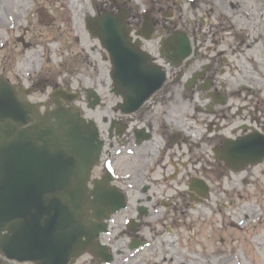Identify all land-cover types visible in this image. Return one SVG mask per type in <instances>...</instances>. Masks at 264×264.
Listing matches in <instances>:
<instances>
[{
    "label": "rangeland",
    "instance_id": "obj_1",
    "mask_svg": "<svg viewBox=\"0 0 264 264\" xmlns=\"http://www.w3.org/2000/svg\"><path fill=\"white\" fill-rule=\"evenodd\" d=\"M114 2L0 0V11L5 15L0 22V74L16 86L31 89V101L46 103L42 112L53 109L52 94L61 90L76 95L71 103L63 101V105H76L86 117L91 116L92 110L87 108L85 100L86 90L93 89L101 96L108 93L111 63L99 41L91 39L87 19L99 17L103 11L118 15L124 9L130 15L128 24L132 26L133 20L140 27L141 15L149 10L157 25L156 37L152 41L147 39L146 48L159 59L158 64L165 62L157 54V43L161 39L171 41L176 32L185 34L192 49H198L196 57L191 55L187 59L188 66L178 68L183 75L174 83H185L193 73L212 64L213 55L217 58L216 66L219 60L227 59L219 68L223 72L217 74L218 79L250 85L255 81L262 92L254 104L259 102L260 118L264 121V0ZM6 9L10 12L7 18ZM42 11L48 15L47 19L41 17ZM251 26L255 27L252 38L243 42L235 33L249 31ZM254 34L261 39L251 45L257 38H253ZM190 92H186L188 97ZM167 95L165 100H173L163 111L180 120L186 118V135L197 133L198 127L189 124V119L195 115L192 104L200 98L186 102L170 97V91ZM238 100H232L231 104L235 106ZM204 101L210 102L206 97ZM152 105L159 108L156 102ZM94 111L100 115L105 109L98 106ZM260 128L264 130V126ZM196 144L194 139L187 141V146ZM206 149L202 146L191 161L190 154L185 155L188 173L194 171L195 176L212 187L209 197L204 198L205 207L199 205L189 210L185 224L173 229L171 235L166 232L156 235L157 229L140 232L145 239L156 243L139 251L129 250L125 245L127 236L114 228L111 236L116 240L111 249L115 258L110 264H264V160L237 170L205 161L194 165L209 155ZM176 151L172 152L181 156ZM90 261L88 255H82L75 264H90Z\"/></svg>",
    "mask_w": 264,
    "mask_h": 264
},
{
    "label": "water",
    "instance_id": "obj_2",
    "mask_svg": "<svg viewBox=\"0 0 264 264\" xmlns=\"http://www.w3.org/2000/svg\"><path fill=\"white\" fill-rule=\"evenodd\" d=\"M123 20L124 15L112 18L104 14L94 30L109 50L114 83L124 87L155 83V87L147 84L153 90L164 81V73L147 62L145 52L135 51L128 43L130 29H125ZM177 49L175 55L180 59L190 53L183 37ZM28 93L0 74V252L18 262L73 264L89 249L90 241L106 232L103 222L88 226L89 208L94 209L96 218H104L109 213H102L101 208L115 204L118 210L125 200L122 194L113 196L109 190L100 194V206L87 200V180L102 144L96 126L78 122L57 101L55 110L41 114L42 102L26 101L25 106L19 99ZM33 113L41 119L31 121ZM44 117L55 119L45 122ZM254 150L250 148L251 155L233 156L257 164L264 157V146ZM95 246L102 250L99 254L105 253L98 242Z\"/></svg>",
    "mask_w": 264,
    "mask_h": 264
},
{
    "label": "flooded vegetation",
    "instance_id": "obj_3",
    "mask_svg": "<svg viewBox=\"0 0 264 264\" xmlns=\"http://www.w3.org/2000/svg\"><path fill=\"white\" fill-rule=\"evenodd\" d=\"M132 24L134 30L140 28L138 23H133V20ZM251 28L249 31H238L235 34L242 37L244 42L252 38L255 27L251 26ZM253 38L255 41L251 45L256 44L261 36L254 34ZM148 45L149 40L142 39L141 46L146 48ZM247 46L249 45H245ZM197 51L198 49H195L192 56L196 57ZM159 57L162 55L159 54ZM162 59L169 79L167 78L165 83H162L160 88L137 109L132 112L121 111L118 103L122 102L123 98L113 92L111 85L107 98L112 99V105L108 106L105 103L100 105L105 109L100 115L95 113L96 108L91 109V116L87 118L96 122L100 138L104 142L100 161L91 172L88 187L93 192L98 185L97 181H106L109 184L106 183L108 189L116 190L125 196V208L112 216L109 226H115L120 234L127 236L125 245L128 248L138 243V251L156 243L145 239L140 232L157 229L159 231L156 235L163 232L171 235L173 229L185 224L188 211L197 209L205 201L204 198L209 197L212 192L211 185H207L208 183L195 176L194 171L188 173L186 168L189 163L187 164L185 160L187 153L190 154L191 161L200 148L206 146L209 155H206L204 160L201 158L195 161L194 165L205 161L227 169L234 161L225 156L230 146L235 149L232 142L241 137L250 138L255 132L264 135V130L260 128L264 126V121L260 118L259 102L254 104L262 90L255 81L250 85V83H228L227 80L218 79L217 74L223 72L219 68L228 62L227 59L223 58V62L219 60L216 66L217 58L213 55L212 64H206L195 72L197 77L192 83H187L188 79L185 83H174L183 75L178 68L188 66L189 60H184L183 64L175 66L169 58L162 57ZM155 60L159 59L155 57ZM201 71L205 75L202 79ZM195 82H199V85L194 84ZM169 91L170 97L175 96L186 102L195 97L203 102H205L204 97L210 100L202 104L199 100L192 104L195 115L189 119V124L199 129L194 133V137H187L183 130L186 118L180 120L168 115L166 110L163 111V108L173 100L170 97L169 100H165ZM188 91H191L190 97L186 95ZM135 95L140 96V94ZM236 99H239V103L234 106L231 101ZM151 100L157 103L158 109L151 106L154 104ZM203 114L206 115L205 118L202 117ZM188 139H194L198 144L187 146ZM174 150H177L176 152L182 157L175 155L172 152ZM203 182L206 184L205 189ZM194 184H197L198 189L193 190ZM91 199H94L93 195ZM108 234L109 232L105 234L102 241L106 242L104 244L111 252L110 245L116 238ZM86 255L90 257V264H101L89 253Z\"/></svg>",
    "mask_w": 264,
    "mask_h": 264
},
{
    "label": "bare ground",
    "instance_id": "obj_4",
    "mask_svg": "<svg viewBox=\"0 0 264 264\" xmlns=\"http://www.w3.org/2000/svg\"><path fill=\"white\" fill-rule=\"evenodd\" d=\"M112 3H115L114 0H111ZM232 5V4H231ZM121 8V7H120ZM6 18H7V15L10 13L9 10L6 9ZM149 12V11H148ZM151 12H149L147 15H141L142 16V21H141V29H143L145 32H148L150 30H154V28L156 27L157 25V22L154 21V19H152V14H150ZM101 15H104V11L102 13H100V16ZM122 15H124V17L126 18L125 20L129 22V13L127 10H123L122 12ZM139 16V15H138ZM5 15H4V12L0 11V22H3V19H4ZM41 17L47 19L48 18V15H46L43 11L41 13ZM112 18H117V17H112ZM141 19V17H139ZM86 27H87V23H86ZM155 37V36H153ZM163 51H164V56L165 55H169V59L170 60H173L174 59V65L175 66H180L181 64L184 63V58L183 59H180L178 56L174 55V56H171L172 54L171 53H168L169 52V49L171 48V42H169L168 40H166V43H165V40L163 41ZM193 54V52H192ZM191 54V55H192ZM191 55L189 56V58L191 57ZM163 56V55H162ZM204 67V66H203ZM200 74L202 75L201 76V79L205 77V75L203 74V71L200 72ZM199 79V78H198ZM198 84L199 82H195L194 84ZM193 84V85H194ZM199 85V84H198ZM25 92V91H24ZM76 98V95H72L70 93L67 92V94H65V92L61 91V90H57L56 92H54L52 94V101H57L58 103L61 104V100L63 101H66V102H69L71 103L74 99ZM19 99L20 100H23L25 102V106L27 104V100L25 98V96L22 94L19 96ZM62 110L64 112H68L69 114H72V115H75L79 120L78 122H84L88 125L92 124L91 121L89 119H86L85 116L83 115L82 113V109L77 107V106H73V105H62ZM71 106V107H70ZM62 111V112H63ZM30 116H32V118L30 119L31 121L33 122H36V121H39L41 119V115L40 114H36V113H33L31 114ZM53 119L55 118H52V117H44L43 120L46 122V121H49V122H53ZM29 124H32V122H30ZM92 126V125H90ZM93 127V126H92ZM224 154V153H223ZM225 156L227 157V153L225 154ZM201 179V178H200ZM98 182V185L95 186V189L94 191H88L85 189L86 191V197H87V200L89 202H91L93 205H96V206H100L102 203H103V200H102V197L100 196V194L104 191V190H109L108 187H107V184L108 182L106 181H97ZM107 183V184H106ZM109 185V184H108ZM193 190L194 189H198L197 187V184H194V186L192 187ZM96 192L99 194L97 198V200L93 201V199H90V195L93 193ZM192 193H195L194 191H192ZM204 193V192H203ZM205 201L202 202L200 205L201 207H205ZM202 212V211H200ZM203 214V213H202ZM96 218V215L93 214L92 217H91V214L88 212V215H87V220L88 221H91V220H94ZM88 226L90 228H92L91 224L89 223ZM256 244V243H255ZM88 250L86 251H90L91 255L95 258V259H98L99 258V253L102 252L101 249H98L96 246H95V240H92L88 243Z\"/></svg>",
    "mask_w": 264,
    "mask_h": 264
}]
</instances>
